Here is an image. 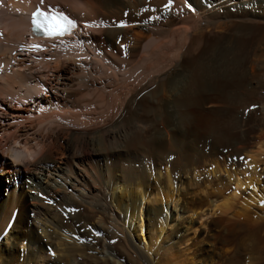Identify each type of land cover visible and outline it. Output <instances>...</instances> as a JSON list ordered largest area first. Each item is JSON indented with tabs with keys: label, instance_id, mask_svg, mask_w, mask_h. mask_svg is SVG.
Here are the masks:
<instances>
[{
	"label": "bare ground",
	"instance_id": "obj_1",
	"mask_svg": "<svg viewBox=\"0 0 264 264\" xmlns=\"http://www.w3.org/2000/svg\"><path fill=\"white\" fill-rule=\"evenodd\" d=\"M167 3L0 0V264H197L170 253L193 224L184 214L223 213L247 186L233 216L251 219L250 202L262 205L264 147L247 152L264 124V0ZM38 5L76 28L10 55ZM197 170L224 176L205 181L214 191H202L206 178L195 181L205 189L180 191ZM172 201L182 214L172 210L165 229ZM261 211L246 229L253 241ZM222 219L212 222L224 228ZM244 226L231 230L237 242ZM206 248L192 250L201 264Z\"/></svg>",
	"mask_w": 264,
	"mask_h": 264
},
{
	"label": "rangeland",
	"instance_id": "obj_2",
	"mask_svg": "<svg viewBox=\"0 0 264 264\" xmlns=\"http://www.w3.org/2000/svg\"><path fill=\"white\" fill-rule=\"evenodd\" d=\"M258 105V104H257ZM259 106V105H258ZM238 112V113H237ZM237 112H235V117H237V119L239 118H241V116H242V112L241 111H237ZM240 113V114H239ZM255 114V115H254ZM241 115V116H240ZM254 115V116H253ZM255 117V118H254ZM258 117H260V115L259 114H257V113H253L252 114V116L250 117L251 119H253L254 118V120L255 119H257ZM263 126H264V124H262ZM262 125H260L259 126V130L256 132V134H255V136L256 137H254V139H253V147H251L252 149H250L249 150V152H247V154L249 155V156H256V150H258V149H256L255 147H254V144H255V146L257 147L258 145H260L259 143H261V147L259 148L260 150H262L263 149V147H264V128H263V126ZM261 126H262V128H261ZM262 130V131H261ZM261 132V133H260ZM259 133L261 134V135H259ZM263 135V136H262ZM260 136V137H259ZM258 137V138H257ZM259 139V140H258ZM263 139V140H262ZM259 142V143H258ZM258 143V144H257ZM258 148V147H257ZM254 150H255V152H254ZM263 151H264V149H263ZM250 153V154H249ZM253 153H255V155H251V154H253ZM246 154V155H247ZM242 156V157H241ZM240 157L241 158H239V160L241 159V161L242 162H244V155H241ZM248 156V157H249ZM257 157V156H256ZM218 161V160H217ZM219 162V161H218ZM241 162V163H242ZM226 163H227V165H229V161H226ZM214 164H213V162H212V164L211 163H209V164H207V168H205V169H207V170H211V166H213ZM241 169H243V167H245V165H244V163H242L241 164ZM222 168V167H221ZM262 170V171H261ZM199 173H198V172ZM197 171H195V173H193L192 175H189V176H187V177H189V179L190 178H192V185H190L189 186V184H181V188H180V191H181V189H185L186 187H191V188H194L196 185H195V181H196V183H200L199 181H203L205 178H206V180H204V184H206L207 185V183L205 182V181H207V180H211V179H215V178H218V179H222L223 177L222 176H224L221 172L220 173H217V177L213 174V175H209L208 177V179H207V177L204 175L205 174V171H203V170H197ZM256 172L258 173V175H259V177L261 176H263L264 175V167H263V165L260 163L258 166H257V169H256ZM262 173V174H261ZM200 174V175H199ZM219 174V175H218ZM199 175V176H198ZM213 176V177H212ZM260 177V178H261ZM198 181V182H197ZM176 184H177V182H176ZM208 185H210V184H208ZM207 185V187H205L204 188V186L205 185H203V184H201V186H197V187H195L196 188V190H202L203 188L205 189V190H202V191H207L209 188H212V190L211 189H209L208 191H214V189H215V185L213 184V183H211V186H208ZM214 185V186H213ZM174 186V185H173ZM173 186H171V187H173ZM179 186V185H178ZM182 186H183V188H182ZM256 186H258V185H256ZM202 188V189H201ZM173 189H175V187H173ZM183 189V190H184ZM247 190H249V187L247 186V187H242V188H239V190H238V199H237V203H236V205L234 204V207H232L233 208V210H234V212H235V210L237 211L238 209H240V207H239V202L242 200V199H244V198H246L248 195V191ZM204 195V194H203ZM203 195H201V196H203ZM247 195V196H246ZM240 196V197H239ZM194 199L193 200H196V198L195 197H193ZM240 198V199H239ZM181 199H179V201H178V204L177 205H179L181 202ZM173 202L174 201H172L170 204H168V212L170 213L169 215H167V222L165 223V229H167V227L169 226V224H170V222H169V219H170V216H171V212H172V210H174V212H176L177 213V217H176V221H178V219H180V215L182 214V213H180V211L178 210V206L176 205V208H173ZM172 204V205H171ZM202 204H200V201H198L197 202V206H201ZM250 205H251V207H250ZM180 206V205H179ZM238 206V207H237ZM260 206V207H259ZM206 207V208H205ZM213 208V207H212ZM232 208L231 209H228L227 211H225V212H221L219 209H214V210H212L211 209V206H206V205H203L202 207H201V210H197L196 212H193L192 210L188 213H186V214H184L183 215V217L184 218H188V219H191V220H193V224H192V226H189L188 224H187V226L185 225V227H183V229L180 231L181 232V234H183V235H185V237L182 239V241H178V243L177 242H174V241H177V239L179 238V235H177V236H172L173 234H171L169 237H168V239H166V241H164L163 242V247H165L166 245H168V247L167 248H165V249H168V248H170V247H172L174 244H176L177 243V246L176 247H174L173 249L174 250H172V252L170 251V253H172V255L173 254H175L176 255V251L177 250H179V251H187V252H185L186 253V256H187V259H190L189 261L190 262H197V264H201L202 263V261H204V260H202V259H200L199 260V257L200 256H194V255H192L193 254V251L192 250H195L194 248L196 247V248H198V245L199 246H206L207 248H206V254L208 255V259H209V264H254V262L256 261L255 259H263L264 258V234H263V236H261V237H259L256 241H253L251 238H252V232L250 233V229H249V226H255V228H257V226L259 225V224H261L259 221H261V219L259 220V219H255V218H252V217H254V214H258L259 212H261L262 213V211L261 210H264V206H262V205H260V204H258V203H256V202H250V204L248 205V208L247 209H249L248 210V214L251 212H253V210H254V214L253 215H251V214H249L250 215V217H251V219L250 218H248V217H241V216H238V218L236 217L237 215H236V212L233 214V210H232ZM237 208V209H236ZM251 208V209H250ZM260 209V210H259ZM204 210V211H203ZM257 211V212H256ZM201 212V213H200ZM187 214H189V216H187ZM166 215V214H165ZM233 215H236V216H233ZM232 216V217H231ZM218 217V218H217ZM223 218L222 220H223V222L224 223H228V224H225V226H224V228L223 227H221L218 223H214L215 224V226H214V224H213V222H212V220L213 219H215L216 218V220H218V221H220L221 220V218ZM234 217V219H232ZM231 219V221H229V219ZM248 218V219H247ZM226 219V220H225ZM238 221H237V220ZM263 220H264V218H262ZM228 220V221H227ZM251 220V221H250ZM243 224V223H245V226H244V232H243V243H242V241L240 242V241H236V236L235 235H233V234H235V232H233V231H231L232 229H233V226H237L238 224ZM254 223V224H253ZM167 224H168V226H167ZM217 224V225H216ZM232 224V225H231ZM218 225H219V227H218ZM231 225V226H230ZM213 227V228H212ZM227 227V228H226ZM229 227H230V229H229ZM247 227H248V229L249 230H247L246 231V229H247ZM174 228V225H171V228L169 229V231L170 230H172ZM221 228V229H220ZM220 229V230H219ZM255 230V229H254ZM226 232V233H225ZM233 232V233H232ZM219 233V234H218ZM250 233V234H249ZM228 235V236H227ZM249 236V239L248 238H246L245 239V237H248ZM223 237V238H222ZM233 237V238H232ZM206 238V239H205ZM223 239V240H222ZM248 239V240H247ZM206 240H208L209 241V243H211L210 244V246H209V244H205L204 242H206ZM245 240H246V242H245ZM252 240V241H251ZM207 241V242H208ZM202 242H203V244H202ZM245 242V243H244ZM171 243V244H170ZM244 244H245V246H244ZM244 246V247H243ZM236 248H238V250H236ZM176 249V250H175ZM167 251V250H166ZM175 251V252H174ZM161 252V253H160ZM159 254L157 255V256H161V254L163 253V251L162 250H160L159 252H158ZM210 254V255H209ZM51 255V254H50ZM52 256V255H51ZM256 256V257H255ZM207 257V256H206ZM230 258V259H229ZM252 258H254L253 260H254V262H253V260H252ZM188 261V262H189ZM212 261V262H211ZM250 261V262H249ZM192 262V263H193ZM264 264V263H263Z\"/></svg>",
	"mask_w": 264,
	"mask_h": 264
},
{
	"label": "snow or ice",
	"instance_id": "obj_3",
	"mask_svg": "<svg viewBox=\"0 0 264 264\" xmlns=\"http://www.w3.org/2000/svg\"><path fill=\"white\" fill-rule=\"evenodd\" d=\"M44 4V0H40V5ZM173 4V0H168V3L164 5L166 8H170ZM189 8L190 5H187ZM31 23L34 32L43 34L49 38H59L65 35L66 32H69L71 29L76 28V23L73 19H70L64 13L57 11L52 7L43 8L37 6L35 11L31 13ZM117 26L124 27L126 22L121 21ZM55 46V45H53ZM33 50H41L40 45H32ZM123 50L124 46L121 45ZM264 205V201L261 202ZM54 255V253H52Z\"/></svg>",
	"mask_w": 264,
	"mask_h": 264
}]
</instances>
